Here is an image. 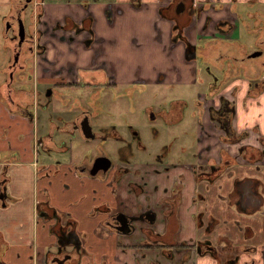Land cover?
Wrapping results in <instances>:
<instances>
[{"label":"crops","instance_id":"0c3cea01","mask_svg":"<svg viewBox=\"0 0 264 264\" xmlns=\"http://www.w3.org/2000/svg\"><path fill=\"white\" fill-rule=\"evenodd\" d=\"M175 1L43 0L40 24V47L43 51L29 62V69L23 73L28 76L26 80L38 92L39 85L66 87L72 82L109 83L115 88L121 86L125 91L129 88L128 93L133 86L141 89L154 85L196 86L198 66L186 60L184 43L173 40L175 24L170 12ZM192 3L198 8L207 3L212 8L207 15L215 20L224 17L230 20L235 26L231 36L237 39L238 18L258 10L256 7L264 5V0H192ZM220 4L223 8L217 10L215 5ZM243 5L249 6V10L239 9ZM162 8L167 16L162 15ZM86 20L91 21L92 34H89V29L76 34L74 29ZM213 35L201 32L195 34V41H190L196 43L200 37ZM243 80L248 89L254 79ZM16 90L18 88H10L0 77V181L8 179L5 190L11 197L5 201L0 195V264H53L47 255L50 250L55 251L57 237L52 228L54 222L42 220L35 211L36 201L46 199L47 195L58 211L70 213L79 220L75 225L85 253L77 264H136L141 257L137 246L152 242L138 234L116 233L104 223L103 215H93L95 206L101 200H106V196L112 199L111 184L108 188L99 180L80 184L75 172L69 169V162L53 161L44 169L49 161H39L38 139L42 135L36 132L29 112L24 113L16 106V103L25 105L27 102L25 94L11 96ZM53 93L62 96L58 88ZM263 97L264 92L249 96L251 100ZM203 118L206 131L213 134L211 137L204 136L205 129H197L201 139L198 151L203 154L200 162H204L205 156L218 158V149L224 146L219 141L222 133L217 128H211L208 111ZM235 128L240 132L252 127H240L236 122ZM250 133L247 142L257 145L255 134ZM209 145L212 151H207ZM232 148L235 154L236 147ZM57 165L62 171L49 184L52 177H47V173H53ZM182 171L173 169L167 175L163 174V179H160L170 181L161 186L170 187L172 180ZM233 172L232 178L218 181L224 185L223 189L212 185L208 193V212L217 221L209 239L219 252L223 249L221 256L216 259L194 253L186 264H264V166L259 172L254 169L242 171L240 168ZM184 173L187 179L179 239L180 243L194 245L203 236V229H198L191 217L195 211L189 206L193 184L189 174ZM246 177L259 178L263 185L259 205L245 202L240 193L241 183H245ZM230 189L233 198L228 205ZM155 251L158 250L145 251L141 264L155 263L156 258L161 260L160 264H177L183 253L176 251L170 261Z\"/></svg>","mask_w":264,"mask_h":264},{"label":"flooded vegetation","instance_id":"af4514ba","mask_svg":"<svg viewBox=\"0 0 264 264\" xmlns=\"http://www.w3.org/2000/svg\"><path fill=\"white\" fill-rule=\"evenodd\" d=\"M42 3L43 0H11L10 11L4 18L5 41L9 48H13V58L9 68L22 72L21 78L24 79H28V76L23 74L28 69L27 61L31 60L30 58L36 49H38L37 54L43 51L39 41L42 38L40 31ZM210 6L206 3L198 8L193 6L192 0H176L170 16L173 17L178 35L177 41L174 42L184 43L186 60L188 63L194 62L198 66L195 85L200 80V70L205 71L207 76L206 92L201 94V97H198L196 101L199 122L197 129L199 127L203 130L206 128L203 115L208 111L212 130L217 128L222 133L219 135V141L224 146L218 149V158L205 156L203 158L204 162H200L203 154L198 151L201 140L198 136V130H196L195 137L194 163H184L183 160L169 161L168 159H171V157L166 156L165 158L163 154L156 156L152 162L137 157L136 149L144 150L146 146L136 130L126 127L127 134H131V139H127L116 127L110 129L105 126L102 127L97 121L98 127L96 128V125H94V110L97 107L92 102L100 98L97 92L90 95V98L85 101L86 105L80 98L79 101H75L72 107L69 108L70 111H67L70 116L67 114L59 115L62 124L59 125L55 121H51L48 133L38 139L40 154L44 152L46 157L51 156L52 152H69L70 147L65 141L59 143L54 139L55 131L66 133L72 138L79 134L86 142H98L94 149L86 151L80 157L78 156L76 161L70 159L69 165L71 166L68 167L75 172V178L82 185L93 180H99L107 188L110 184L112 185L113 192L110 196L113 200L106 196V200H101L95 206L93 215H103L105 217L104 223L116 233L121 234L117 229L129 224L131 227L129 234L123 235L135 236L138 234L139 237L152 242L151 244L144 243L137 246L141 257L136 261V264H141L140 260L146 256L145 251L150 250H158L155 252L170 261L174 259L176 251L183 252L182 258L177 264L188 263L194 253L201 256L210 255L219 259L223 249L219 252L209 239V235L214 231L217 222L215 216L208 212L210 188L213 185L218 189H223L224 185L218 183V181L232 178L233 171L237 168L242 169V171L244 169H254L259 172L261 167L264 166V135L260 132L259 127L237 131L235 128L237 111L233 95L238 92V88L234 90L227 88L233 79H250L251 74L254 80L253 82L250 81L249 96L252 97L253 94L264 92V5L261 6L262 9L259 8L238 18L239 33L237 39L231 36L235 26L231 24L230 20L225 17L215 20L211 15H207L212 9ZM215 6H217V10L223 8V4ZM204 18L206 19L203 33H207L206 31L211 28L212 33H214L213 37H200L196 43H191L186 31ZM20 21L24 25V36L21 34ZM82 24L74 29L76 34L86 30ZM241 30L249 36L253 35L255 37V42L251 45L253 50L250 49L248 44L240 41ZM89 34H92L91 27ZM252 53L257 54V56L250 57ZM11 84L13 83L10 80L8 82L10 88H12ZM77 84L79 83L72 82L71 85L76 86ZM82 85L93 86L95 89L100 86L101 90L107 87L110 90L116 89L109 83L85 82ZM132 91L135 90L131 89L128 94H131ZM53 92L54 88L50 86L48 96L61 98L60 95ZM18 93L25 94L27 102L25 105L16 103V106L22 112H32L31 108L39 101V95L35 93L34 88L32 90L18 89L11 96L15 97ZM86 95L87 93L84 96ZM84 96L82 94L81 98ZM89 99H91V103ZM59 100L62 102L61 99ZM188 105V101L177 99L171 101L167 107L163 106L158 109L147 107L146 113L149 115L150 122L160 119L165 125L173 126L184 120ZM88 123L93 129L95 137L93 139H87L84 135L85 131L88 132ZM250 132L255 135L259 134L254 135L257 145L247 142L251 136ZM212 134L208 131L205 134L203 133L204 136L209 137ZM108 138L123 142L121 147L116 149L115 158L104 146ZM234 146L236 147L235 154L232 153V147ZM207 151H212L210 145L207 147ZM106 157L111 160V166L108 170L104 169L109 163V161L104 160ZM60 161L57 159L55 162ZM48 164L52 163L47 162L44 169L50 166ZM173 169H183V171L172 180L173 183L170 187H162L161 185L167 184L170 180L166 178L163 181L160 178L163 179L162 175H167ZM61 171L62 168L57 165L53 173H47V177H52L49 184L56 180L55 178L58 177ZM95 171H97L96 174L92 175L91 173ZM184 171L189 174L193 184L189 206L195 211L192 212L191 217L197 228L203 229V236L197 239L194 245H188L186 242L180 243L179 239L182 231V209L185 204V179H187ZM7 180L4 178L0 181V195L5 198V201L11 199L5 190ZM201 185H203V188H201ZM262 189L263 185L259 178L246 177L245 183H241L240 193L245 197V202H253L259 205L262 202L260 195ZM47 191L48 189L45 192ZM232 198L233 193L230 189L227 197L228 205ZM35 211L42 220L54 222L52 228L57 241L54 246L55 251L50 250L47 258L53 264H66L67 262L77 264L85 253L80 240L81 237L78 235L75 225L79 221L78 218L73 217L70 213L58 211L51 205L48 195L46 199L36 201ZM74 236H77L78 241L68 244V242L74 241V238H72ZM235 258L238 260L239 256L236 255ZM160 261L159 258H156L154 259L155 263L149 261L147 264H160Z\"/></svg>","mask_w":264,"mask_h":264},{"label":"rangeland","instance_id":"374dc122","mask_svg":"<svg viewBox=\"0 0 264 264\" xmlns=\"http://www.w3.org/2000/svg\"><path fill=\"white\" fill-rule=\"evenodd\" d=\"M10 3V0H0V77L3 81L6 80L7 84L11 80L10 75L13 74L14 82L11 81L13 83L11 84L12 88L32 90L34 85L29 80L21 78L22 72L9 68L12 63L13 48H9L5 44L4 18L10 11ZM240 8L243 11L249 10V6L247 5H243L239 7V9ZM256 8L259 9L261 7L257 6ZM205 19L206 18L201 19V21L187 30V36L192 41H195V34L203 32ZM206 32L212 33L213 30L210 28ZM240 32V41L248 44L250 49L253 50L251 45L255 42V37H253V35L249 36L242 30ZM37 50L38 49L35 51L36 54L38 52ZM35 53L30 58L31 60L34 59ZM31 60L27 62L29 63ZM27 67L29 69L30 66L28 65ZM200 74L199 82L193 87L154 85L142 91L141 88L133 86L132 90L135 91H132L131 94L127 92L129 88L125 91L121 86L112 90H110L109 87L101 90L100 88L95 89L93 86H83L79 83L76 86L52 87L61 90L62 96L61 98H57L56 96H48L49 86L39 85L38 90L40 92L34 88L35 93L39 95V101L31 108L34 115V126L39 135L47 134L50 129L51 121H55L61 125L62 123L59 120V115L67 114L70 116L67 111H70L69 108L72 107L75 101H79L80 98L86 105L85 101L90 98V95L97 92L100 98L93 102L89 99V102H92L93 105L97 107L94 110L95 118L93 119L96 128L98 127L96 121L102 127L105 126L109 129L111 127H116L127 139H131V134H127L125 131L126 127L133 128L141 135L143 144L146 146L144 150L136 149L137 157H142L149 162L154 161L156 156L163 154L165 158L166 156L171 157V159H168L169 161L183 160L184 163H194L195 137L199 123L198 105L196 101L198 100L199 94H204L206 92L208 82L205 71L200 70ZM227 88L232 90L238 88V92L233 96L236 102V122H239V126L259 127V129L264 132V97L251 100L248 94L247 83L244 82L243 79H233ZM85 93H87L86 96H84ZM82 94L84 96L83 98H81ZM59 99H61L62 102H60ZM177 99H184L189 103L183 121L173 126L165 125L160 119L155 122H150L149 115L146 113L147 107H153L155 109L163 106L167 107L170 105L171 101ZM55 132L54 139L59 143L65 141L70 147L69 152H52L48 159L44 152H41L42 154H40L39 157L40 163L46 160L53 163V161L57 159L62 162H69L70 159L76 161L78 156L80 157L86 153V151L94 149L96 144H98L96 141H84L79 134L73 137V139L66 133L60 131ZM122 143V141H117L114 138H108L104 146L115 158L116 149L120 148Z\"/></svg>","mask_w":264,"mask_h":264},{"label":"water","instance_id":"95a60500","mask_svg":"<svg viewBox=\"0 0 264 264\" xmlns=\"http://www.w3.org/2000/svg\"><path fill=\"white\" fill-rule=\"evenodd\" d=\"M20 27H21V34L24 36L25 35V29H24V25H23V23H22V21H20ZM39 41H40V39H39ZM35 53V52H34ZM255 56H257V54H255V53H252L251 55H250V57H255ZM10 78H11V81H14V76H13V74H11L10 75ZM29 116H30V119L33 121L34 120V115H33V113L32 112H30L29 113ZM87 129H88V132L87 131H85L84 132V135H85V137L87 138V139H93V138H95L94 137V134H93V129H92V127H91V125L88 123V126H87ZM105 161H109V163L104 167V169L105 170H108L109 168H110V166H111V160L109 159V158H105L104 159ZM96 172L97 171H95L94 173H91L92 175H95L96 174ZM3 199V198H2ZM130 225L128 224H126L125 225V227H120L119 229H117L121 234H129V231H130ZM72 238H74V241L72 240V241H70V242H68V244H71V243H76L78 240H77V236H74V237H72Z\"/></svg>","mask_w":264,"mask_h":264},{"label":"trees","instance_id":"16d2710c","mask_svg":"<svg viewBox=\"0 0 264 264\" xmlns=\"http://www.w3.org/2000/svg\"><path fill=\"white\" fill-rule=\"evenodd\" d=\"M162 15L163 16H167V14H165V9H163L162 8ZM90 20H86L83 24H82V26L84 27V28H86V29H90V27H91V25H90ZM250 24V23H249ZM177 30H176V27L174 28V36H173V40L174 41H177V39H178V35H177V32H176ZM24 113H26V111L24 112ZM242 137V136H241Z\"/></svg>","mask_w":264,"mask_h":264}]
</instances>
